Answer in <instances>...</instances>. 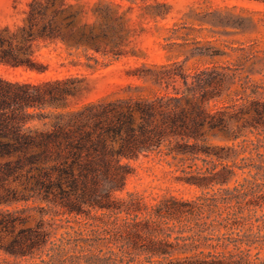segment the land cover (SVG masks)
<instances>
[{
  "label": "trees",
  "instance_id": "obj_1",
  "mask_svg": "<svg viewBox=\"0 0 264 264\" xmlns=\"http://www.w3.org/2000/svg\"><path fill=\"white\" fill-rule=\"evenodd\" d=\"M12 1L22 19L13 40L123 55L125 17L113 0ZM5 31L0 59L17 67V48H1ZM136 77L165 92L66 105L75 108L45 132L24 131L28 108L45 93L66 103L82 80L33 88L0 78V264H264V85L222 65ZM152 154L200 194L148 204L126 191L133 162ZM67 219L97 240L75 238Z\"/></svg>",
  "mask_w": 264,
  "mask_h": 264
},
{
  "label": "rangeland",
  "instance_id": "obj_2",
  "mask_svg": "<svg viewBox=\"0 0 264 264\" xmlns=\"http://www.w3.org/2000/svg\"><path fill=\"white\" fill-rule=\"evenodd\" d=\"M109 1L102 0L103 3ZM113 1L116 6L121 5L119 12L125 17L121 28L123 55L119 57L93 54L83 47H70L61 41L40 37L18 35L13 40L8 32L22 19L18 17L12 0H0V27L7 30L1 48L13 44L20 59L17 67L0 59V78L26 83L33 88H43L45 82L64 78L82 80L77 84L80 87L78 95L69 97L66 103L58 96L52 99L45 93L41 104L28 108L25 132L48 131L60 115L75 108L66 105L76 102L97 101L128 93L147 94L149 90L165 92V85L154 86L136 77L157 72L165 65L168 70H182L186 74L219 65L241 68L244 75L248 74L255 82L264 85V0ZM174 84L180 91L184 90L179 77ZM136 86L146 89L137 91ZM167 92H174L172 85ZM250 139L256 141L258 138L250 136ZM211 141L223 144L219 139ZM261 142L264 144V139ZM260 150L264 154V148ZM133 164L136 170L127 181L126 191L139 193L148 204L170 196L190 200L200 194L195 187L176 182L175 174L170 172L172 168L166 163L160 165L154 154ZM230 185L233 186L234 182ZM79 224L73 219L65 222V225L76 228L72 233L75 238L91 236L97 240V233L90 235ZM226 236L229 237L226 241L233 240L230 238L234 235Z\"/></svg>",
  "mask_w": 264,
  "mask_h": 264
}]
</instances>
